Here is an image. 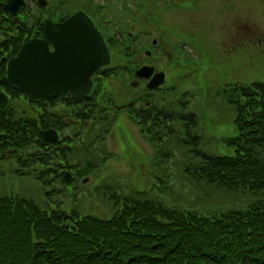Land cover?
<instances>
[{
    "label": "trees",
    "instance_id": "obj_1",
    "mask_svg": "<svg viewBox=\"0 0 264 264\" xmlns=\"http://www.w3.org/2000/svg\"><path fill=\"white\" fill-rule=\"evenodd\" d=\"M74 3L80 5L75 11L90 12L94 5L91 0L89 9H84L85 0ZM21 37L12 41L15 48L10 55L22 44ZM140 54L119 50L127 65L118 66L120 72L104 67L95 76L133 74ZM0 64L4 72L1 58ZM0 86L10 97L6 114L0 115V162L15 164L14 176L32 177L42 189H50L44 194L48 199L65 192L67 171L73 181L98 171L112 156L105 143L115 117L119 112L134 113L131 107L119 112L108 107L109 93L102 84L88 98L74 92L73 103L20 90L6 78ZM223 90L235 113L237 134L224 140L231 153L199 149L202 137L193 132L199 127L197 114L179 111L176 102L165 103L163 94L156 98L146 89L135 119L153 144L170 149L167 153L161 149L160 167L175 155L177 146L178 150L182 147L187 158L183 174L189 182L212 190L245 192L254 198L247 206H208L207 210L181 204L172 198L176 193L170 175L159 180L162 186L156 183L149 191L113 193L111 199L118 208L108 219L49 210L48 203L41 207L21 194L0 195V264H264V83L233 84ZM149 97L154 99L148 106ZM57 103L73 104L71 117L82 125L73 137L65 134L67 145L60 149L40 138L41 131L72 124H63L66 117L53 113ZM88 125L85 136L89 134L94 144L78 147Z\"/></svg>",
    "mask_w": 264,
    "mask_h": 264
},
{
    "label": "rangeland",
    "instance_id": "obj_2",
    "mask_svg": "<svg viewBox=\"0 0 264 264\" xmlns=\"http://www.w3.org/2000/svg\"><path fill=\"white\" fill-rule=\"evenodd\" d=\"M77 1L83 3L84 0ZM97 1H106L108 5L105 11L113 18L120 19L127 30L134 27L164 40L167 51L156 50L151 58L140 52L135 60L139 65L154 64L156 70L166 73V88L163 92L165 103L171 105L176 102L179 111L197 114L199 127L193 132L202 137L199 149L231 153L227 151L224 140L237 134L235 113L221 93L225 87L233 84L264 83V0ZM59 2L66 12H74L80 7L75 5L74 0ZM85 2L82 8L89 9L91 0ZM136 17L137 21L140 18L150 20L153 28L147 24L139 25ZM2 40L3 37H0V42ZM113 54L110 68L114 67V71L120 72L116 68L124 67L129 61L120 58L119 49ZM131 61L133 63V57ZM131 83L127 71L102 82L112 102L122 106L138 98L136 104L140 108L139 98L144 96L142 93L145 89L143 85L137 89ZM75 108L61 103L53 111L67 118V113H74ZM125 108L122 106L117 111ZM120 114L115 117L116 121L106 137V150L112 156L98 171L71 184L64 183L65 192L53 194L48 199L45 195L50 189H42L32 177L14 176L15 164L0 162V170L4 174L0 176V195L21 194L33 199L41 207L48 203L49 210L69 214L77 211L80 216L94 215L108 219L118 208L111 199L113 193L119 195L137 190L149 191L156 183L162 186L159 180H165L170 175L169 183L174 184L176 193L172 198L181 204L197 205L199 209L209 210L208 206L245 207L254 200L242 191L212 190L209 186L189 182L183 174L187 158L184 157L186 149L182 147L178 150L177 146L175 155L164 167H160L163 163L159 156L161 149L164 153L170 151L167 145L156 146L148 136L142 134L141 127L129 116ZM34 115L39 116L36 111ZM71 123L74 126L66 134L73 137L81 131L82 125L75 121ZM86 127L88 130H84L77 141V146L81 148L84 144H94L89 134L85 136L90 131L89 125ZM84 154L88 155L85 151ZM57 185L53 188H57Z\"/></svg>",
    "mask_w": 264,
    "mask_h": 264
},
{
    "label": "water",
    "instance_id": "obj_3",
    "mask_svg": "<svg viewBox=\"0 0 264 264\" xmlns=\"http://www.w3.org/2000/svg\"><path fill=\"white\" fill-rule=\"evenodd\" d=\"M40 0L42 5H45ZM22 0H9L5 8L13 14ZM112 54L93 20L79 11L61 24L47 22L42 40H29L17 55L10 59L6 68L9 82L22 90H32L44 97L66 98L71 92L89 97L94 89L93 75L111 64ZM155 68L144 66L137 71L140 78H151ZM165 82V73H156L149 88H158ZM9 97L0 90V115L8 109ZM55 130L40 132V138L52 143ZM66 173L64 182L71 181Z\"/></svg>",
    "mask_w": 264,
    "mask_h": 264
},
{
    "label": "flooded vegetation",
    "instance_id": "obj_4",
    "mask_svg": "<svg viewBox=\"0 0 264 264\" xmlns=\"http://www.w3.org/2000/svg\"><path fill=\"white\" fill-rule=\"evenodd\" d=\"M59 1L60 0H48V1L43 0L42 2L45 5H42L40 3V0H23V4H19V6L16 9L18 12L13 14V12L10 9H6L4 7V5L8 4L9 0H0V37H3V40L0 42V45L2 43H5V45L0 48L1 63L4 64V72H1L0 70V85L2 84L4 78H6V80L8 81L6 77V68L8 61L17 55L18 51L20 50L23 44L27 43L29 40H34V39L42 40L45 35V25L47 22L52 21L53 23L61 24L64 21H66L68 18H70L72 15L78 12L76 11L74 13H71V12L63 11L61 8V3ZM88 2H90V0H88ZM104 6H105V2L102 1L98 2L97 0H95L94 5L92 6L93 11L90 12L84 11V12L94 20L96 26L100 30L101 35L104 37L106 44L108 45L110 51L112 52L113 58H114L113 52L115 50L126 49L128 47L129 49H132L134 51H143L145 55H147L148 57H151V53H150L151 51H156L159 49H161L162 51L168 50L164 40L161 37L157 38L151 32L150 34H148V32L147 33L146 31L143 32L140 29L136 30L134 27H131L130 31H127V28L123 26L122 21L120 19L113 18L112 15L103 11ZM136 21H137V17H136ZM137 23L139 25L147 24L152 27L150 20H145L144 18H140L137 21ZM21 35H22L21 37L22 44L19 46L18 50L14 55H10L15 48V45L12 44V41L14 39L19 40ZM126 35H128L130 39L127 38ZM1 53H4V55H2ZM151 65L153 64L144 63L140 67L151 66ZM0 69H1V64H0ZM157 72L159 71L156 70L155 74ZM105 78L106 77L102 75H98V76L94 75L92 80L93 82L101 83L102 81L106 82ZM149 82L150 79L139 80L138 78H136L135 80L132 81L131 85H133L137 89L139 85H143V87L147 88ZM0 90L2 92L7 93L5 91L6 89H3L2 86H0ZM72 96H73V92H71L69 96L64 99H70L69 103H73ZM21 97H23L22 94ZM137 100L138 98L134 99V102L128 103V105H130L131 109L134 111V114L130 115L131 119L136 118L139 110L136 104ZM60 104L57 103L55 107H53V109L54 110L58 109ZM71 106L75 107L73 104L69 105L70 108ZM53 113L56 114L57 117L59 116L63 118V116L59 115L56 111L55 112L53 111ZM69 115L70 116L73 115L72 111H70ZM65 121L67 124L68 123L70 124L71 122H74V119H70V117L63 118L62 123L64 124ZM78 122L79 121H76V123ZM71 126L74 125H67L66 127L56 125V127L58 128L63 127V129L51 127V129L57 131L56 139L52 143L54 144V147L56 149H60L63 146L67 145V143L64 142L65 134L70 130Z\"/></svg>",
    "mask_w": 264,
    "mask_h": 264
}]
</instances>
